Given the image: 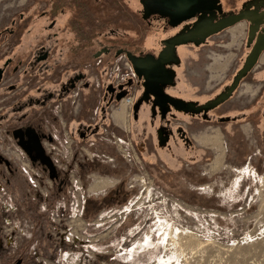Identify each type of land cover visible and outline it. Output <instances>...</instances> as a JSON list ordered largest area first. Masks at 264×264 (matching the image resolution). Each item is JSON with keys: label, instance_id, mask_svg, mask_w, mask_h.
<instances>
[{"label": "flooded vegetation", "instance_id": "obj_1", "mask_svg": "<svg viewBox=\"0 0 264 264\" xmlns=\"http://www.w3.org/2000/svg\"><path fill=\"white\" fill-rule=\"evenodd\" d=\"M117 2L119 7H115L112 16L109 15L111 0L5 2L6 8L12 12L9 13V23L0 28V41L16 36L14 43H7L8 52L3 55L0 53V207L7 213L5 218L0 215V251L3 247L10 249L15 237L12 229L14 223L8 214L14 207L2 203V200L12 199L15 189L19 195H29L30 191L33 192L40 185V178L43 179L46 174L52 186L49 195L42 199L46 208L61 198L60 208L71 209L80 205L81 216L90 206L97 210L104 201L125 199L129 190H126L122 180L117 179L113 189L105 192L100 202L89 200V196L85 198L83 194L78 197L75 190L82 189L85 192L89 189V184L83 186L81 178H90L92 175L91 171H86L90 162L97 161L115 167V158L111 160L101 154L103 159L93 153L89 156L84 149L87 148L85 144L93 146L100 141L112 142L119 152L122 140L130 137L140 158L141 148L148 154L150 141L158 145L165 142L160 145L165 146L172 138L179 137L189 145L191 140L184 129L175 123L180 115L198 116L206 127L229 121L228 117L216 114V109L241 89L245 82L264 80V63L260 61L264 56L263 49L255 66L241 77L231 96L206 112H178L165 104L159 107L154 104L150 92L147 93V100H142L134 112L133 105L142 97L145 89L143 79L135 76L128 53L141 59H157L162 51H172L164 65L170 72L174 71L173 77L166 82L164 77H156V80L150 82V88L157 91L159 87L174 98H179L175 94H206V100L196 103L202 105L231 85L258 36L264 34V0H131L132 10L130 2L127 3L131 10L129 14H133V18H129L132 19L126 18V1ZM239 13H247L254 22L243 19L202 40L196 38L176 44L172 50L167 43L175 35ZM110 19L112 27L109 26ZM239 23H243V28ZM231 27L241 28L236 34L231 30L235 39L230 51L235 57L229 66L231 68H228L230 73L215 79L214 71L208 69L213 61L211 55L215 54L213 50L224 48L222 35L226 36L227 43L231 41L227 33ZM126 28H129L128 31ZM113 39H118V42H111ZM94 44L97 46L95 49ZM83 50L91 51L90 55L87 52L81 60L85 61L84 66L93 68L95 63L100 67L98 77L95 78L97 82L87 75L89 70L79 67L76 56L78 51ZM191 51L204 52L203 63L201 61L199 65L200 77L198 83L189 85L183 81L180 84L178 70L185 63L181 53ZM111 60L118 62L117 68L129 65V72L124 71L122 76L120 73L117 76L111 75L109 68L107 72ZM62 64H67L66 68L58 70ZM186 71L191 75L194 70ZM131 83L135 86H131ZM127 85L131 86L129 94L123 92ZM195 87L197 90L192 91ZM96 91L98 94H94ZM260 91L264 92V83L259 85ZM136 93L139 96L135 98L133 94ZM126 95L133 97V104L130 112L122 115L118 105ZM143 108L147 118L145 125L147 123L153 131L144 129L140 142L138 132L135 130L133 134V126L127 129L126 122H137ZM114 113L117 115L113 116ZM198 136L208 138L212 135L203 133ZM63 147L71 150L67 158L63 156ZM216 149L218 151L219 147ZM119 154L124 156L121 152ZM32 178H35L36 184ZM106 188L89 190L103 193ZM35 219L39 222L38 218ZM35 219L32 218V222ZM54 221L67 225L69 222L66 221L70 220L64 217ZM20 261L14 264H21Z\"/></svg>", "mask_w": 264, "mask_h": 264}, {"label": "rangeland", "instance_id": "obj_2", "mask_svg": "<svg viewBox=\"0 0 264 264\" xmlns=\"http://www.w3.org/2000/svg\"><path fill=\"white\" fill-rule=\"evenodd\" d=\"M125 1L126 18L132 19L133 14L129 12L133 4L131 0ZM5 2H0V28L9 23L12 12ZM127 2H130L131 10ZM110 4L109 15L112 16L119 3L111 0ZM238 25L243 28V23ZM109 26L112 27V19ZM232 28L227 32L231 41L227 43L226 36L222 35L224 48L213 50L215 54L211 55L210 67L218 65L222 69L221 73L215 74V79L230 73L228 68L235 57L230 51L235 39ZM15 36L0 41L3 42L1 55L8 52L6 45L14 43ZM111 42L117 43L118 39ZM96 47L94 44V49ZM87 52L90 55L91 51L77 52L79 67L89 70L87 75L97 82L95 78L100 67L94 63L93 68H86L85 61H81ZM203 54V51L181 53L183 62L193 60L190 62L192 70H198ZM117 63L111 60L107 72L108 68L113 76L129 72V65H123V69L122 66L117 68ZM66 66L62 64L58 70L63 71ZM186 69L178 70L180 84L183 81L189 85L198 83L197 77L187 73ZM131 86L135 84L131 83ZM131 86H125L123 92L129 94ZM192 89L197 90L196 87ZM94 94H98L97 91ZM132 126L135 134V123ZM211 130L195 134L196 139L203 133L214 135ZM129 139L122 140L119 152L112 142L85 144L89 156L93 153L105 154L111 160L115 158V167L90 162L86 171H91L92 175L81 178L83 186L89 184V189L94 186L101 190L107 187L106 191L75 190L78 197L83 194L85 198L89 196V200L100 202L105 192L113 189L117 179L129 190L125 199L104 201L97 210L89 204L83 216L80 205L60 208L61 198L47 209L42 199L49 195L52 186L46 174L35 187L33 192L36 194L30 191L29 195H19L15 189L11 200L4 196L6 200L2 203L14 207L8 214L14 223L15 237L10 249H1L0 264H14L17 260H21V264H264L263 173L245 163H237L224 140L223 146L219 143L218 151L209 142L202 144L206 149L195 148L192 143L188 149L186 141L179 137L169 140L165 146L150 141L149 156L143 153L140 158ZM62 152L66 158L71 155L67 147H63ZM220 152V162L215 164L213 159ZM230 163H234L232 167ZM32 179L36 184L35 178ZM100 180L112 183L98 186ZM0 215L6 217L4 208L0 207ZM64 217L70 224L54 221ZM32 218H38L40 224L36 219L32 222Z\"/></svg>", "mask_w": 264, "mask_h": 264}, {"label": "crops", "instance_id": "obj_3", "mask_svg": "<svg viewBox=\"0 0 264 264\" xmlns=\"http://www.w3.org/2000/svg\"><path fill=\"white\" fill-rule=\"evenodd\" d=\"M260 61H263L264 63V60L260 59ZM190 62L193 63V60H188V63H184L180 68L191 70L192 64ZM208 69L214 71L215 74L222 72V69L219 68L218 65H212L211 67L208 66ZM191 75H194L199 79L200 68L194 70ZM245 83L241 89H238L231 98L220 105L215 111L216 114L218 113L219 116L221 115L223 118L228 117L229 121L216 123L213 126L206 128L198 116L180 115L179 120L175 123L179 124L184 129V133H186V136L189 137L188 139L192 141L193 146L202 150L207 147L203 146L196 139L195 134L207 129H212L214 135L219 138L220 145L223 146V140L225 143H228L229 152L237 163H245L249 168L251 167V169L263 173L262 177H264V92H259V85L263 84L264 80H260L256 83ZM254 85L256 87H254ZM175 95L179 98L195 103L206 100L207 98L206 94ZM133 96L136 98L139 94L136 93L133 94ZM146 120V111L143 108L140 112V117L137 119V122H135V130L138 132L140 142H142L144 136V129L147 128L148 132L153 131V128L151 129L147 123L145 125ZM121 125L124 126V124ZM132 125V122H126L127 129L132 128ZM196 141H198V144H196ZM140 145L142 144L140 143ZM186 147L190 149L191 146L189 144L186 145ZM140 150L142 155H144V149L141 148ZM215 150L217 149L215 148ZM145 155L149 156V153ZM232 164L234 163H230L231 167Z\"/></svg>", "mask_w": 264, "mask_h": 264}, {"label": "water", "instance_id": "obj_4", "mask_svg": "<svg viewBox=\"0 0 264 264\" xmlns=\"http://www.w3.org/2000/svg\"><path fill=\"white\" fill-rule=\"evenodd\" d=\"M176 1V0H175ZM177 3V2H176ZM188 17V16H187ZM248 19L251 21V23L254 22V20L250 17H248L247 13H239V14H233L224 18H220L215 23L212 24H206V25H200L197 26L191 30H189L187 33L181 34V35H175L173 38H171L167 43L170 46L171 50L176 46V44L184 43L188 40H194L196 38L204 39L206 36L217 33V31H220L224 28L230 27L233 24L243 20ZM250 41V38H249ZM264 49V34L259 35L256 42L254 43L251 51L245 58V61L243 63V66L239 69L235 77L233 78V81L231 85L226 88L223 92L218 94L215 98L206 101L202 105H197L195 102H186L179 98H174L168 94H165L159 87L156 89L157 91H154L150 88V82L156 80V77H164L165 81H168L171 79L174 75V71L171 70V72L165 67V62L169 58V56L172 54V51L165 52L162 51L159 54V57L157 59L147 58V59H141L138 58L130 53L127 54V57L129 58L131 62V67L135 73V76L138 78L143 79V86H144V94H142V97L135 102L133 105V111L136 112L138 110L139 104L142 102V100H147L148 92H150L154 97V104L161 107L162 105H170L175 110L182 111L184 113H199L201 111L206 112L209 109H212L219 105L220 103L226 101L230 96L231 93L234 91L236 86H238L239 81L243 75L246 74L255 64L257 63V60L259 59L260 53ZM163 84V82H161ZM164 85V84H163ZM165 142L161 143L160 145H164Z\"/></svg>", "mask_w": 264, "mask_h": 264}, {"label": "bare ground", "instance_id": "obj_5", "mask_svg": "<svg viewBox=\"0 0 264 264\" xmlns=\"http://www.w3.org/2000/svg\"><path fill=\"white\" fill-rule=\"evenodd\" d=\"M240 27H234L232 30V32H234L235 34L236 33H239L240 32ZM262 59H264V56H263V58ZM118 109H120L121 110V112L122 113H120V114H122L123 115V113L125 112L124 111V108H123V106H121V107H119ZM117 114L116 113H114L113 114V116H116ZM121 122V121H120ZM219 135V134H218ZM219 138H217L215 135H212V136H210V137H208V138H204V137H202V136H199V138H198V141H200V142H203V143H211L214 147H219L220 145H219V140H218ZM211 145V146H212ZM221 148V147H220ZM221 152L220 153H217V155L215 156V158L213 159V162L215 163V164H217V163H219L220 162V159H221ZM98 184V186H100V185H102V186H108V185H110L111 183H112V181H108V180H100V181H98L97 182ZM90 189H94V186H91V188ZM148 237V236H147ZM146 240V239H145ZM149 244V243H148Z\"/></svg>", "mask_w": 264, "mask_h": 264}, {"label": "built area", "instance_id": "obj_6", "mask_svg": "<svg viewBox=\"0 0 264 264\" xmlns=\"http://www.w3.org/2000/svg\"><path fill=\"white\" fill-rule=\"evenodd\" d=\"M131 74L134 76L133 72H131ZM132 104H133V97L126 95L120 100L118 107L123 106L124 111L126 112V114H128L131 110Z\"/></svg>", "mask_w": 264, "mask_h": 264}]
</instances>
